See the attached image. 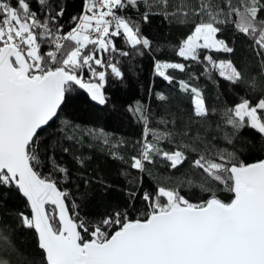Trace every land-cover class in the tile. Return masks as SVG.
Here are the masks:
<instances>
[{
    "label": "snow or ice",
    "instance_id": "obj_1",
    "mask_svg": "<svg viewBox=\"0 0 264 264\" xmlns=\"http://www.w3.org/2000/svg\"><path fill=\"white\" fill-rule=\"evenodd\" d=\"M56 7L54 11L50 0H0V199L10 191L24 198L26 211L16 219L21 228L34 231L43 264H264V159L246 163L237 150L214 146L198 151L203 146L200 137L151 129L146 112L130 106L144 124L130 168L151 177L148 165L157 159L171 169L187 162L200 181L188 179L187 186L206 195L193 200L177 185L157 184L149 190L141 182L126 192L124 207L92 222L80 216V205L63 187L71 177L69 169L48 156L52 171L43 173L38 151L39 132L59 119L75 88L100 105L107 103L109 75L119 81L125 75L116 56L130 55L116 40L142 56L152 42L140 25L153 15L189 26L176 48L184 62H156L155 71L191 97L193 117L203 120L210 115L195 83L200 77L190 72L192 65H199L201 75L215 74L233 87L260 92L255 102L242 98L223 113L231 126L227 142L234 148L247 128L264 137V0H180L171 11L169 0H83L80 13L69 17L67 30L59 23L65 8ZM227 24L251 42L259 78L233 60L214 55L234 52L222 38ZM167 69L187 73L188 78L177 80ZM158 98L168 101L163 93ZM89 135L109 143L103 133L90 130ZM165 141L172 145L170 150L163 146ZM76 163L83 167L86 161L77 157ZM81 179L85 185L98 183L104 192L110 187L101 179ZM213 185L222 186L231 198L221 199ZM18 257L12 230L0 221V264H29Z\"/></svg>",
    "mask_w": 264,
    "mask_h": 264
},
{
    "label": "trees",
    "instance_id": "obj_2",
    "mask_svg": "<svg viewBox=\"0 0 264 264\" xmlns=\"http://www.w3.org/2000/svg\"><path fill=\"white\" fill-rule=\"evenodd\" d=\"M187 2L196 3V0ZM213 2L222 4V0ZM233 3H237V0H233ZM82 4L83 0H50L54 11L58 10L57 5L65 8L63 18L59 19L65 30L69 27V17L78 15ZM169 4L168 10L171 11L173 6L180 4V0H169ZM33 7L38 8L39 5L33 3ZM152 11L160 9L153 8ZM129 14L133 15L134 19H139L138 14L131 12ZM140 27L143 35L152 42L151 49L145 50L142 56L136 55L122 39L116 40L118 47L129 51L130 55L116 56L125 75L122 81L109 75L104 88L107 103L100 106L92 103L84 91L77 87L71 98L66 99L62 105L59 119L39 132L38 151L42 161L39 170L46 174L52 171L48 156H54L57 163L67 167L71 177L63 187L73 194L72 198L80 205L78 209L80 216L92 222L113 208L124 207L128 199L126 192L133 191L141 182L143 187L149 190L157 184L177 185L181 189V194L193 200L204 198L206 195L198 188L187 186L188 179L200 182L197 170L192 169L187 162L182 167L171 169L167 162L157 159L148 165L151 177L130 168L131 156L135 154L133 145L142 139L144 133V124L129 110L130 106L141 107L146 112L148 127L151 129L200 137L203 146L198 151H204L210 146L227 151L235 149L239 158L246 163L264 158V137L250 128L242 131L239 139L234 141V148L227 142L225 136L231 132V126L225 123L223 115L242 98H249L255 102L259 98V90L251 91L245 86L233 87L223 79L217 78L215 74L211 78L201 75L200 66L192 65L190 72L200 77L195 83L202 89L210 112L206 119L194 118L191 97L179 92L178 85H170L155 71L156 62H184L176 55V48L188 32L189 26L167 21L161 15H153L148 23H142ZM222 38L233 46L234 52L214 53L216 58L231 59L245 67L251 75L259 78L258 62L251 51V42L237 32L232 24L224 26ZM165 71L166 74L175 76L177 80L188 78L187 73H180L178 70ZM159 93L166 95L168 101L159 100ZM63 121H68L75 127L66 128ZM90 130L103 133L108 137L109 143L105 145L102 137L95 139L89 135ZM68 137L73 139L69 140ZM184 142L187 143V140ZM163 146L169 150L172 147L166 141L163 142ZM63 148L70 151L64 153ZM112 153L124 159L114 158ZM77 157L85 159L83 167L76 163ZM81 177L104 180L110 187L104 192L98 183L85 185ZM213 189L221 199L231 198L232 194L222 186L213 185ZM137 206L142 207L139 201ZM20 211H26L25 202L15 191L7 192L5 197L0 199V221L6 222L12 230V239L19 253L18 258L27 260L29 264H43V256L36 247L34 231L21 228L16 219V214Z\"/></svg>",
    "mask_w": 264,
    "mask_h": 264
},
{
    "label": "water",
    "instance_id": "obj_3",
    "mask_svg": "<svg viewBox=\"0 0 264 264\" xmlns=\"http://www.w3.org/2000/svg\"><path fill=\"white\" fill-rule=\"evenodd\" d=\"M82 91H84V93L88 96L89 100H90L92 103H94V104L100 106V104H98L97 102H94V101L91 100L90 95H89L85 90H82ZM262 159H264V158H262ZM254 162H257V161H254ZM254 162H250V163H254Z\"/></svg>",
    "mask_w": 264,
    "mask_h": 264
},
{
    "label": "rangeland",
    "instance_id": "obj_4",
    "mask_svg": "<svg viewBox=\"0 0 264 264\" xmlns=\"http://www.w3.org/2000/svg\"><path fill=\"white\" fill-rule=\"evenodd\" d=\"M161 63H165V62H161Z\"/></svg>",
    "mask_w": 264,
    "mask_h": 264
}]
</instances>
